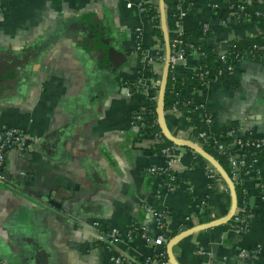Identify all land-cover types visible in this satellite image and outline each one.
Masks as SVG:
<instances>
[{
	"label": "crops",
	"instance_id": "0c3cea01",
	"mask_svg": "<svg viewBox=\"0 0 264 264\" xmlns=\"http://www.w3.org/2000/svg\"><path fill=\"white\" fill-rule=\"evenodd\" d=\"M203 24L202 48L264 37V21L194 0L182 28ZM137 26L142 46L156 50L147 66L132 51ZM163 48L138 0H0V65H6L0 129L20 126L28 141L4 160L0 264H110L114 254L140 259L159 249L155 238L165 234L149 207L166 212L167 232L176 230L171 236L228 212L229 187L202 154L171 140L170 155L157 150L158 140L133 118L151 95L157 99ZM203 61L201 51L188 52L174 68L190 73ZM229 65L202 88L183 83L180 97L190 106L164 109L172 135L201 146L195 127L214 135L233 129L236 138L262 135L264 55L244 54ZM210 148L204 149L218 159ZM239 149L248 165L233 182L248 191L249 228L228 221L187 234L172 245L179 264L235 263L242 249L264 264V145ZM151 166L166 167L175 179ZM136 226L146 234L132 232Z\"/></svg>",
	"mask_w": 264,
	"mask_h": 264
},
{
	"label": "built area",
	"instance_id": "2783aa9c",
	"mask_svg": "<svg viewBox=\"0 0 264 264\" xmlns=\"http://www.w3.org/2000/svg\"><path fill=\"white\" fill-rule=\"evenodd\" d=\"M146 1L148 0H138L139 10L146 12V8H147L145 5ZM179 1L180 3L177 5V18L174 21L175 31L177 32L178 35H180L182 31L184 30L182 28V18L186 14V7L181 4L182 0H179ZM246 3H248L247 0H239L237 4V8L238 10H240V12H244L243 14L245 16H248L249 13L245 11ZM229 11L233 12L231 10ZM254 13L259 16H264V3H263V7L261 9L255 10ZM222 21H224V18H222ZM204 27L206 28L207 26L204 25ZM141 33H142V28L140 26H137L136 42H135V45L132 51L139 58V62L141 63V65H144V64L148 65L150 64L154 56H152L150 52L142 46L141 41H140ZM227 47L228 46L226 44V47L220 50L219 58L222 60V65L217 69L218 74H223L227 70L225 66L226 63L230 64L228 69H230L231 64L234 63L233 55H231ZM191 48H193L192 44H189V46L182 45L181 39L178 36L173 38L172 42L170 43V51H171L170 57H169L170 67L174 68L178 59H182L183 57H185V55L188 52H193V51H190ZM255 49L258 52L254 51ZM244 54L264 55V45L253 44L252 48L245 50L243 53H241V55L238 56V53H236V55H234V56H237L235 60H238ZM162 59L164 60V58ZM195 70L198 71L197 75L201 79L205 78V75L209 71L208 68L204 69L200 65L196 67ZM207 81L208 80L203 81V82L206 83ZM144 86H145L144 84H141L142 88H144ZM190 104H191L190 100H186L184 102V105L186 107L188 105L190 106ZM143 108L144 106H141L139 110H137L140 112L133 115V118L138 122V124L146 126L143 122L140 121L142 118L140 113L143 110ZM171 109L174 111H176L177 109L179 110L176 104H174L171 107ZM149 136L153 138L154 140L162 141L164 135L162 134L161 130H157L156 132L150 133ZM197 137L200 138L202 142L212 145V147L217 153H219L220 155L226 158L229 164V167H230V171L232 174L231 177L233 180L236 179L239 169L242 168L243 166L248 165V162L245 156L239 153V150H240L239 148H241L242 145L252 146L253 148H260L264 145V132L262 133V135L257 136V137L251 136V137H245V138H240V137L236 138V137H233V129H227L219 135H216V134L214 135V134L206 132L205 130H200L197 134ZM27 145H28L27 135L22 127L10 126V127H5V128L0 129V182H4L6 179V171H5V166H4L6 152L13 147L22 149L26 147ZM171 148L172 147L170 146H164L161 148V151L167 155H170ZM148 170L150 172H154L155 174H158L160 172H167L169 179H172V180L175 179L173 173L169 172L166 167L159 168V167L151 166L148 168ZM242 191L244 194H248V191L245 188H242ZM247 206H249L248 198L246 199L244 198L241 205L239 206L236 205L234 214L229 220L230 224L233 227L237 228L238 230H247L251 224L254 211L248 210ZM148 210L152 213V215L156 219V222L164 227V230L166 233V231H168L166 230L167 225H168V216L166 212L162 210H157L153 207H149ZM145 231L146 230L143 229V232H142L143 235L146 234L144 233ZM163 234H160L155 238L156 243H160V244L162 243L164 245L167 242L170 236H167L165 234L163 235ZM153 253L145 256L143 261H140L127 254H114L111 256L110 264H172L168 257L164 259L159 258L160 256L164 254L163 250L159 251L156 254H153ZM238 255H239V259L234 264H257L255 260V252L253 250L242 249L239 251Z\"/></svg>",
	"mask_w": 264,
	"mask_h": 264
},
{
	"label": "trees",
	"instance_id": "16d2710c",
	"mask_svg": "<svg viewBox=\"0 0 264 264\" xmlns=\"http://www.w3.org/2000/svg\"><path fill=\"white\" fill-rule=\"evenodd\" d=\"M238 2L239 0H209L210 5L212 6H218V5H221L223 7L226 6L228 10L240 12V10H238L237 8ZM179 3H180L179 0H164L165 20H166V26L168 30L169 44L172 42L173 38L177 36L181 39L182 45L189 46V44H192L193 48H191L190 51H201L203 56L206 58V62L204 61L201 62L200 66H202L204 69L208 68L209 71L205 75V78L201 79L197 75V72H198L197 70H194L190 73H181V75H179V73L175 70V68L169 67L166 88H165V93H164V109H168L172 107L174 104H176V106L179 109L185 108V105L183 104V101L185 99H181L180 97V93L182 91V86L184 82L187 83L189 89H198L204 86L205 82L203 81L214 79V78H220L222 76L221 74L217 73V69L222 65V60L219 58L220 49H217L215 46H212V45L202 48L201 43L198 40V37L208 32V27L205 28L203 24L202 26L197 27L195 29H190V30L184 29L180 35H178L177 32L175 31L174 21L177 18V5ZM193 3H194V0H182L181 1V4L185 6L186 9L192 7ZM145 5L147 7L146 14L148 16V23L151 27V32L156 39L158 49L163 48L165 42H164L163 32L160 26L158 3H152L151 1H146ZM262 7H263V4H258L256 2L246 3L245 11L249 13L247 17H250L251 19H257L260 21H264V16H259L254 13L255 10L261 9ZM253 44L264 45V37L258 35V36L246 37L244 39H229L227 41V46H228L227 49L231 53V55H233V59H234L233 62L235 63L236 61L235 59L237 56H234L236 55V53H238V56L241 55V53H243L245 50L252 48ZM254 51L258 52L256 49ZM141 106H144V108L140 113L142 116L140 121L146 125L145 126L147 128L146 131L153 133V132H156L157 130H160L159 124L157 122L156 98L153 95H151V97H149V100L147 102H143ZM138 112L140 111H136L133 115H135ZM198 130H199L198 127H195V133L198 134L197 132ZM140 132H141L140 135L145 134L143 130ZM198 140L201 142L204 148L211 151L210 144L202 142L200 138H198ZM168 145H171V141L168 140L165 136H163V140L161 142L160 141L157 142L156 149L161 151L162 147L168 146ZM216 157L219 159L220 163L228 171L230 176H232L229 164H226V161H227L226 158L220 155L219 153H216ZM158 174L164 177H167V178L169 177L167 175V172H160ZM235 190H236V196H237V206H239L243 202L244 198L245 199L249 198V194H244L242 191V188L237 184H235ZM247 208L248 210H253V207L251 206H247ZM157 209H160V208H157ZM130 229H132V232L133 231H136L138 233L143 232V228H140V226L130 227ZM175 231L176 230L172 232L166 231L165 234L171 237V235L174 234ZM161 250L164 251V254L160 256L159 258L160 259L167 258L168 255H167V250H166L165 245H162L153 254H156ZM144 258L145 256H142L138 260L143 261ZM231 264H234V263H231Z\"/></svg>",
	"mask_w": 264,
	"mask_h": 264
},
{
	"label": "water",
	"instance_id": "95a60500",
	"mask_svg": "<svg viewBox=\"0 0 264 264\" xmlns=\"http://www.w3.org/2000/svg\"><path fill=\"white\" fill-rule=\"evenodd\" d=\"M158 9H159V17H160V26H161V29L163 32V37H164V42H165L163 50L158 51V53L160 55H162L164 58L161 72L159 69L160 77L157 81V83H158V94H157V99H156V113H157V122L159 124L160 130H161L162 134L167 139L171 140L176 145L188 146V147L192 148L193 150H195L196 152H199L200 154H202L211 163V165L216 168V170L221 174V176L225 179V181L229 187L230 194H231L230 208H229L228 212L223 217H221L217 220H214V221H210V222L203 223V224H197V225L182 229L181 231H179L175 235L171 236L167 240L166 250L168 253V258L172 264H179L172 254V245L174 243H176L178 240L182 239L187 234L194 232L198 229H203V228L210 227V226H213L216 224H222V223L228 222L230 220V218L233 216L234 211L236 209L237 196H236L235 184L233 182L232 177L230 176L228 171L222 166V164L218 161V159H216L211 153H209L207 150H205L201 145L197 144L196 142H193L191 140L181 139V138H178V137L172 135L170 133V131L168 130L166 124H165V120H164V93H165V88H166L168 71H169V67H170L169 57H170L171 51H170L168 30H167L166 20H165L164 0H158ZM95 39H94V43H96V42L99 43V50L96 51V53H98V54L101 53V55L103 57V55H105L103 52V46L102 47L100 46V42L98 41V38H95ZM92 42H93V40H92ZM92 42H91V44H92ZM149 52L152 56H154L156 53V50L152 49ZM99 56H100V54H99ZM104 61H108V59L104 60ZM5 67H6V65L5 66L0 65V68H3L6 70ZM122 89H127V87L125 86ZM251 201H252V198H251Z\"/></svg>",
	"mask_w": 264,
	"mask_h": 264
}]
</instances>
